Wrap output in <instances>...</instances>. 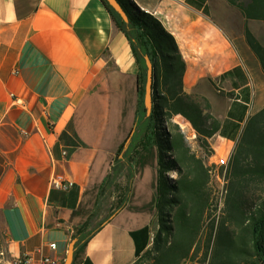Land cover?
Returning <instances> with one entry per match:
<instances>
[{"label":"crops","instance_id":"1","mask_svg":"<svg viewBox=\"0 0 264 264\" xmlns=\"http://www.w3.org/2000/svg\"><path fill=\"white\" fill-rule=\"evenodd\" d=\"M131 2L173 37L182 93L206 100L219 123L209 163L229 159L247 120L264 108V73L244 38L247 29L264 48V22L224 6L220 14L210 0ZM138 73L100 0H0L1 264H64L74 228L92 213L135 124ZM56 175L72 187L53 188ZM144 204L132 190L72 263L137 264L157 227Z\"/></svg>","mask_w":264,"mask_h":264},{"label":"trees","instance_id":"2","mask_svg":"<svg viewBox=\"0 0 264 264\" xmlns=\"http://www.w3.org/2000/svg\"><path fill=\"white\" fill-rule=\"evenodd\" d=\"M100 1L129 42L137 62V108L135 124L115 152L92 213L74 228L70 241H74L73 262L84 253L88 241L127 205L135 156L127 150L142 124L137 149L148 142L157 146L159 182L152 246L137 264H264V108L247 120L225 172H218L225 182L218 198L212 169L204 159L212 155L208 140L218 132L219 123L206 100L182 93L184 63L175 40L131 0H116L126 21L105 0ZM224 1L245 20L264 22V0ZM244 38L264 73V48L247 29ZM147 61L154 75L150 111L145 104ZM177 115L195 131L202 156L191 150L182 132L171 123ZM123 169V191L107 216L95 221L106 187ZM170 173L176 177H169Z\"/></svg>","mask_w":264,"mask_h":264},{"label":"rangeland","instance_id":"3","mask_svg":"<svg viewBox=\"0 0 264 264\" xmlns=\"http://www.w3.org/2000/svg\"><path fill=\"white\" fill-rule=\"evenodd\" d=\"M211 8H218L220 7V14H222L223 9L222 7L227 10V13L229 15L234 16V14L238 15V12L232 8H230L224 0H210ZM172 124L177 126L179 130L182 132V134L185 137V140L187 144L190 146L191 150L195 152L198 156H202V151L199 150V145L196 141V134L195 137H192L194 134V131L191 135L187 134L186 127L183 126V123L180 119H175L171 121ZM170 127V126H169ZM144 131V126L140 124L136 131L134 132L131 144L127 150L128 154L134 153V158L132 162V171L131 178H130V191H129V197L133 190V198L145 200L146 209L152 211V215L155 213V205H156V197H157V188H158V149L157 146L154 143H146L143 145V148L137 149V145L142 140V135ZM213 161H217L216 159ZM204 162L207 166L211 167V174H212V180L214 181V184L218 189L217 195L218 198H221L223 194V189L225 186L224 177L223 175L218 172L220 170H217L216 173L213 172V169H215L214 162L209 163L208 158L204 159ZM125 175H126V169H123V171L119 174H116L112 177L111 182L106 187L107 189L104 192V198L101 199V207L100 210L97 211V219L95 221H99L107 216L110 209L113 208L114 204L116 203L117 199L119 198L121 192L123 191V188L125 186ZM172 178H175L176 175L173 173H170V176ZM117 184V187L115 185ZM128 197V199H129ZM156 230V229H155ZM1 259H5L4 253L0 250V262ZM1 264V263H0Z\"/></svg>","mask_w":264,"mask_h":264},{"label":"water","instance_id":"4","mask_svg":"<svg viewBox=\"0 0 264 264\" xmlns=\"http://www.w3.org/2000/svg\"><path fill=\"white\" fill-rule=\"evenodd\" d=\"M105 1L113 10H115L123 18L124 21H126L127 18L116 0H105ZM147 64H148V71H147V81L145 85V104L147 105V109L150 111L152 107L151 99H152L154 75H153L152 67L150 66L148 61ZM73 252H74V241H72L68 246V251L64 264H72Z\"/></svg>","mask_w":264,"mask_h":264},{"label":"built area","instance_id":"5","mask_svg":"<svg viewBox=\"0 0 264 264\" xmlns=\"http://www.w3.org/2000/svg\"><path fill=\"white\" fill-rule=\"evenodd\" d=\"M15 104H19V100L17 99H14L13 101ZM228 161L229 159L228 158H219L216 162H214V166H215V169H213V172L216 173L217 170H223V173L225 172V169L227 168V165H228ZM217 169V170H216ZM224 177V176H223ZM51 186L55 189H59V190H62V191H67L69 190L71 187H72V183L71 182H66L64 181L63 177L62 176H54L52 181H51ZM51 248L55 249V244H51L50 245ZM43 262L45 263H49V259H44ZM14 264H29V259H18L15 261Z\"/></svg>","mask_w":264,"mask_h":264},{"label":"bare ground","instance_id":"6","mask_svg":"<svg viewBox=\"0 0 264 264\" xmlns=\"http://www.w3.org/2000/svg\"><path fill=\"white\" fill-rule=\"evenodd\" d=\"M152 92H153V91H152ZM190 131H191V130H190ZM190 131H189V132H190Z\"/></svg>","mask_w":264,"mask_h":264}]
</instances>
